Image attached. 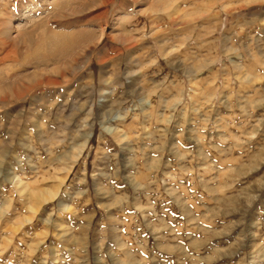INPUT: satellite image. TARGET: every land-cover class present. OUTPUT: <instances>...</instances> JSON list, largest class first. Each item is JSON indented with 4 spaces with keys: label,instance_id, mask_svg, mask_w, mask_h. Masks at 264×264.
Wrapping results in <instances>:
<instances>
[{
    "label": "rangeland",
    "instance_id": "374dc122",
    "mask_svg": "<svg viewBox=\"0 0 264 264\" xmlns=\"http://www.w3.org/2000/svg\"><path fill=\"white\" fill-rule=\"evenodd\" d=\"M22 1L0 264H264V0Z\"/></svg>",
    "mask_w": 264,
    "mask_h": 264
},
{
    "label": "bare ground",
    "instance_id": "6f19581e",
    "mask_svg": "<svg viewBox=\"0 0 264 264\" xmlns=\"http://www.w3.org/2000/svg\"><path fill=\"white\" fill-rule=\"evenodd\" d=\"M23 1H26V0H23ZM23 1H22V3H23ZM16 3V2H15ZM53 5V4H52ZM58 6V5H57ZM62 6V5H61ZM66 7V6H65ZM59 8V7H58ZM61 9H62V7H61ZM53 10V9H52ZM51 10V11H52ZM54 11V10H53ZM10 12V11H9ZM53 13V12H52ZM51 13V14H52ZM47 16V15H46ZM52 17V16H51ZM49 21V20H48ZM42 23V22H41ZM36 28V27H35ZM35 28L33 27V29L32 30H35ZM84 39H85V35H84V33H81L78 37H75V40H74V45L75 46H77V45H79L80 43H82L83 41H84ZM73 40V39H72ZM132 45V44H131ZM130 45V46H131ZM68 49V48H67ZM59 51H61L59 54H52L53 55V57H49L47 60H44V61H40V60H38L37 62H36V64L39 66V64L40 63H44V65H48L52 60H55V59H57L58 57L60 58H62L63 57V59H65V58H67L68 56H70V54L65 50V51H62V50H59ZM4 59V57H0V61L1 60H3ZM58 80H54V79H51V78H44V79H42V80H38L36 83H34V84H32V85H30V86H26V91H30V90H32L36 85H39V84H43V83H50V82H57ZM107 99H102V101H106ZM116 116H114L113 118H115ZM119 117V116H118ZM109 130H111V129H109Z\"/></svg>",
    "mask_w": 264,
    "mask_h": 264
}]
</instances>
